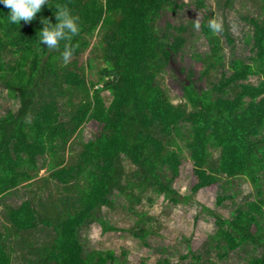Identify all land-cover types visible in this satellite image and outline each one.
Returning a JSON list of instances; mask_svg holds the SVG:
<instances>
[{
  "label": "trees",
  "instance_id": "1",
  "mask_svg": "<svg viewBox=\"0 0 264 264\" xmlns=\"http://www.w3.org/2000/svg\"><path fill=\"white\" fill-rule=\"evenodd\" d=\"M226 1L231 5L232 0ZM258 1L260 14L246 18L252 27L251 54L232 57L227 67L221 36L202 21L208 50L195 57L204 67L200 78L208 84L198 89L189 79L182 87L184 102L178 104L158 76L183 52L187 27L157 26L166 9L180 7L177 0H49L50 7L44 5L31 23L21 21L20 26L7 21L10 10L0 4V86L19 102L16 111L0 117V222H7L0 231V264H12L16 247L33 253L26 264H125L112 250L87 249L81 231L95 222L102 232L118 230L101 209L112 208L119 196L140 217L130 231L147 245L151 230L135 204L147 195L152 202L149 193L172 204L190 198L173 187L183 148L196 177L192 194L218 184L216 204L221 205L236 196L231 190L237 179L248 181L255 193L236 203L229 217L204 207L215 226L204 253L191 252L189 262L183 255L175 264H204L212 253L225 260L237 249L249 252L242 264H264V0ZM57 4L67 5L80 25L67 42L74 60L66 65L61 57L66 42L47 50L37 41L40 19L55 23ZM195 4L206 7L204 0ZM224 36L233 44L228 30ZM94 37L93 49L100 51L95 56L104 63L96 81L75 61ZM61 97L67 99L60 103ZM90 120L100 130L75 152L73 137ZM40 158L45 159L39 164ZM125 161L134 169L128 170ZM45 166L49 173L36 188L53 182L56 196L48 193L39 207L34 196L16 207L1 202ZM40 227L48 232L34 245L29 236ZM155 264L173 263L167 257Z\"/></svg>",
  "mask_w": 264,
  "mask_h": 264
},
{
  "label": "rangeland",
  "instance_id": "2",
  "mask_svg": "<svg viewBox=\"0 0 264 264\" xmlns=\"http://www.w3.org/2000/svg\"><path fill=\"white\" fill-rule=\"evenodd\" d=\"M195 1L177 0L180 7L174 10L166 9L157 21L159 29H164L166 22L174 26L184 25L187 27L184 33L186 43L183 52L174 56L165 71L158 76V82L166 89L174 104L184 102L182 87L189 82V79L198 89L205 88L208 84V80L200 78L204 67L195 57L197 54H204L208 50V46L201 27L199 29L194 27L195 20L199 19L200 26L202 21H209L213 18L222 23V31L218 35L221 36L224 45L225 66L227 67L232 57L246 58L251 54L248 35L251 34L252 27L246 18L256 17L261 12L258 0H232L231 5H227L226 0H204L205 8L197 7ZM226 30L231 34L234 40L233 44L226 42L224 36ZM97 41L98 37H94L87 51L75 59L78 66L84 67L87 78L93 81L98 79V70L104 65L103 61L95 56V53L100 54L98 49H93ZM90 58H92L91 67H88ZM73 60L71 58L69 62L71 63ZM189 70L192 71L191 78L188 77ZM211 79H214V76ZM256 80L255 77L250 78L252 82H256ZM102 94L106 98L109 96L107 91H103ZM65 99L67 97H61L60 103ZM18 107V100L11 97L7 89L0 86V117L9 110L16 111ZM99 130L100 125L96 121H87L79 133L73 137L72 148L74 151L80 149L82 142L93 139ZM74 151L73 153H75ZM70 152L66 151L67 157ZM182 154L183 160L179 168V175L174 180L173 187L181 197L190 195V198L187 201L172 204L163 195L155 196L149 193L154 199L152 202L148 201L147 195L143 197L141 203L135 204L134 210L143 215L146 225L151 230L146 237L147 245H144L130 231L137 228L135 222L140 217L124 206V198L114 196V206L112 208L102 207L101 213L118 230L102 232L98 223L91 224L81 231L80 237L85 247L87 249L112 250L118 261L125 264H155L159 259L167 257L175 264L182 260L183 255H188L184 262L192 261L191 252L203 254L209 235L215 229L214 217L208 215L203 208L212 209L224 217H229L236 203L244 202L246 197L253 198L255 192L248 181L237 179L233 181L231 190L236 193V196L233 199L224 200L221 205L216 204L217 196L220 193L218 184L206 186L192 194L191 188L196 182L193 163L188 157L186 149H182ZM216 155L217 153H215ZM46 158L48 159L47 163L49 158L47 156ZM44 159L40 158L39 164ZM125 166L128 170L134 169V166L127 161H125ZM48 173L46 166L41 168L31 182L22 183L17 189L6 195L1 202L16 207L24 199L34 196L33 202L37 205L40 199L46 200L48 193L56 196L58 194L56 193L57 187L53 182L43 190L36 188L37 184H43L41 179ZM32 191H36L37 194H33ZM2 208L3 206L0 205V209ZM2 223L6 224L7 222L2 219L0 231H4ZM44 229L40 227L37 233L29 236V241L37 245L48 232L46 228ZM124 251H126L125 255ZM248 253L246 249H237L232 251L225 260L218 259L212 253L210 260L204 264H242L248 257ZM16 254L12 264H26V258H33V253L28 252L26 248L16 247Z\"/></svg>",
  "mask_w": 264,
  "mask_h": 264
},
{
  "label": "clouds",
  "instance_id": "3",
  "mask_svg": "<svg viewBox=\"0 0 264 264\" xmlns=\"http://www.w3.org/2000/svg\"><path fill=\"white\" fill-rule=\"evenodd\" d=\"M0 4L10 10L6 16L7 21L20 26L21 21L25 24L31 23L44 5L49 6V0H0ZM54 7L56 22L52 23L49 19L42 17L40 19L42 27L37 33V41L40 47L42 44L46 45L47 50L58 49L60 42H66L61 52L62 60L66 65L74 52V48L67 42L78 35L79 19L67 5L57 4ZM194 27L200 28L199 19L195 20ZM207 27L213 35L222 31V23L215 18L207 22Z\"/></svg>",
  "mask_w": 264,
  "mask_h": 264
}]
</instances>
